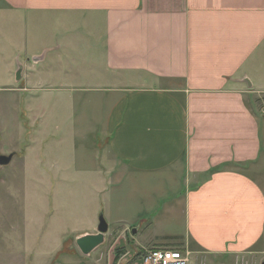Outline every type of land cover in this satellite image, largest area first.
<instances>
[{
    "label": "crops",
    "instance_id": "crops-1",
    "mask_svg": "<svg viewBox=\"0 0 264 264\" xmlns=\"http://www.w3.org/2000/svg\"><path fill=\"white\" fill-rule=\"evenodd\" d=\"M0 16L24 41L29 18H81L100 46L70 90L104 134L96 169L123 223H107L93 264H142L152 248L190 263L264 254V0H0Z\"/></svg>",
    "mask_w": 264,
    "mask_h": 264
},
{
    "label": "rangeland",
    "instance_id": "rangeland-1",
    "mask_svg": "<svg viewBox=\"0 0 264 264\" xmlns=\"http://www.w3.org/2000/svg\"><path fill=\"white\" fill-rule=\"evenodd\" d=\"M9 21L0 16V153L15 154L0 166V264H93L74 236L88 232L100 213L109 228L123 223L119 214L116 222L106 212V189L114 190L115 180L100 179L96 169V144L104 134L81 122L77 107L85 104V112L87 100L77 106L70 90L86 81L87 61L99 59L100 46H93L81 18H29L26 41ZM65 28L77 31L61 37ZM56 32L60 45L45 50ZM142 232L135 241L145 239ZM192 259L190 264H262L264 254L236 262L204 253Z\"/></svg>",
    "mask_w": 264,
    "mask_h": 264
},
{
    "label": "water",
    "instance_id": "water-1",
    "mask_svg": "<svg viewBox=\"0 0 264 264\" xmlns=\"http://www.w3.org/2000/svg\"><path fill=\"white\" fill-rule=\"evenodd\" d=\"M20 69L17 70L16 76L19 77ZM14 151L4 154L0 153V166H4L10 163ZM108 225L103 217V214L100 213L98 216V224L96 232L93 233H83L75 237V244L79 251L84 255H89L93 249H95L98 245L102 244L105 241V233L107 231ZM134 233L136 229L132 230ZM264 264V262L262 263Z\"/></svg>",
    "mask_w": 264,
    "mask_h": 264
},
{
    "label": "built area",
    "instance_id": "built-area-1",
    "mask_svg": "<svg viewBox=\"0 0 264 264\" xmlns=\"http://www.w3.org/2000/svg\"><path fill=\"white\" fill-rule=\"evenodd\" d=\"M140 259L142 264H190L189 252L177 249H147Z\"/></svg>",
    "mask_w": 264,
    "mask_h": 264
},
{
    "label": "trees",
    "instance_id": "trees-1",
    "mask_svg": "<svg viewBox=\"0 0 264 264\" xmlns=\"http://www.w3.org/2000/svg\"><path fill=\"white\" fill-rule=\"evenodd\" d=\"M118 250H119V249H118ZM118 250H117V252H116V257H115V259H117V255H118L117 253H118Z\"/></svg>",
    "mask_w": 264,
    "mask_h": 264
}]
</instances>
